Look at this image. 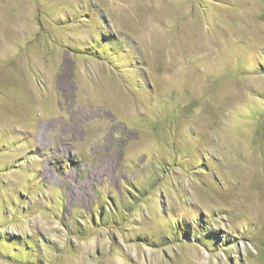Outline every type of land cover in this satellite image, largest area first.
I'll use <instances>...</instances> for the list:
<instances>
[{"label": "rangeland", "instance_id": "374dc122", "mask_svg": "<svg viewBox=\"0 0 264 264\" xmlns=\"http://www.w3.org/2000/svg\"><path fill=\"white\" fill-rule=\"evenodd\" d=\"M0 264H264V0H0Z\"/></svg>", "mask_w": 264, "mask_h": 264}, {"label": "trees", "instance_id": "16d2710c", "mask_svg": "<svg viewBox=\"0 0 264 264\" xmlns=\"http://www.w3.org/2000/svg\"><path fill=\"white\" fill-rule=\"evenodd\" d=\"M19 240V239H18ZM20 242V241H19ZM20 245H22V243H20Z\"/></svg>", "mask_w": 264, "mask_h": 264}]
</instances>
